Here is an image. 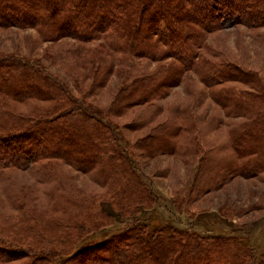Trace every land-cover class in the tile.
I'll return each mask as SVG.
<instances>
[{
  "label": "trees",
  "instance_id": "1",
  "mask_svg": "<svg viewBox=\"0 0 264 264\" xmlns=\"http://www.w3.org/2000/svg\"><path fill=\"white\" fill-rule=\"evenodd\" d=\"M224 18L264 29V0H0L1 29L33 30L42 43H72L52 64L62 74L43 59L0 55V264H264V255L258 259L234 237L166 222L149 232L154 226L146 213L161 198L136 159L186 154L183 141L193 134L194 119L188 109L175 108L169 123L148 137L155 146L140 150L113 121L124 108L166 100L193 74L222 112L219 125L229 128L233 153L217 171L200 165L194 177L208 176L194 191L221 190L229 176L264 182V79L203 55L209 35L225 29ZM49 56L42 58L52 63ZM143 61L160 66L146 74ZM114 76L121 82L114 103L107 109L91 103ZM65 168L93 175L104 193L77 188ZM16 172L53 188L43 196L34 183L18 189ZM115 215L124 228L102 237L119 227Z\"/></svg>",
  "mask_w": 264,
  "mask_h": 264
},
{
  "label": "rangeland",
  "instance_id": "2",
  "mask_svg": "<svg viewBox=\"0 0 264 264\" xmlns=\"http://www.w3.org/2000/svg\"><path fill=\"white\" fill-rule=\"evenodd\" d=\"M233 22L230 18H224L222 23L225 29L209 35L207 50L203 55L213 60L229 59L246 69L258 72L264 79V29L249 30L243 25H233ZM62 43L64 46L61 43L58 45L42 43L33 30L0 28V55H22L43 59L52 71L59 74L62 72L52 64H58V51L69 48L67 45L72 44ZM46 53L52 56V63L46 57L42 58ZM140 63L141 69L146 74L152 73L160 66L152 62ZM120 87L119 78L114 76L107 86L96 92L89 101L107 109L120 94ZM208 93L199 78L193 74H186L182 83L169 91L168 98L154 106L122 109L124 105L122 102L118 103L117 106L122 110L113 121L124 131L126 141L140 150L145 143L148 146H155V140L148 137L155 136L159 128L169 123L171 112L175 108L188 109V114L194 115V119H192L193 134L183 141L184 148L188 150L186 154L182 153L178 156L157 154L152 158L136 159L145 182L161 198L154 210L146 213L150 215L146 223L154 226L149 232L158 230L159 225L166 222L167 226L187 230L190 233L234 237L251 247L259 259L264 255V182L258 179H231L229 176V179H226L229 180L228 184L221 190L203 195L194 191V187L200 185L203 177L208 176L205 172L206 175L205 173L203 177L201 175V179L197 180L194 177L200 165L201 168L214 172L221 162L233 158L229 147V128L219 125L223 120V114L210 101ZM21 108L26 110L28 107ZM159 110H162L161 113H158ZM194 137L197 141L189 145L188 140ZM195 147L197 152L193 149ZM136 155L139 156L140 152L137 151ZM64 171L72 177L77 188L89 194L104 193L93 175H83L70 168H65ZM14 175L18 180V189H22L23 183L27 185L34 183L37 194L43 196L44 191L53 188L52 183L37 184L31 173L16 172ZM5 184L7 183H2ZM115 216L119 227L116 225V228L105 229L101 234L102 237L124 228L121 222H118L121 221L119 216ZM145 218L148 219L147 216Z\"/></svg>",
  "mask_w": 264,
  "mask_h": 264
}]
</instances>
